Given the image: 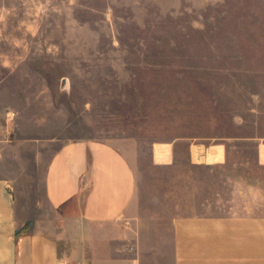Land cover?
Segmentation results:
<instances>
[{"label":"rangeland","instance_id":"obj_1","mask_svg":"<svg viewBox=\"0 0 264 264\" xmlns=\"http://www.w3.org/2000/svg\"><path fill=\"white\" fill-rule=\"evenodd\" d=\"M79 140L128 157L158 257L176 215L264 209V0H0V178L24 209ZM192 145L223 163L192 164Z\"/></svg>","mask_w":264,"mask_h":264},{"label":"crops","instance_id":"obj_2","mask_svg":"<svg viewBox=\"0 0 264 264\" xmlns=\"http://www.w3.org/2000/svg\"><path fill=\"white\" fill-rule=\"evenodd\" d=\"M173 147L155 149L157 166L172 164ZM197 148L188 150L192 164L223 163L220 147ZM257 162L264 167V145ZM45 191V203L24 209L0 178V264H264V209L256 206L176 215L170 253L158 257L143 245L133 165L109 143L64 144L47 165Z\"/></svg>","mask_w":264,"mask_h":264},{"label":"bare ground","instance_id":"obj_3","mask_svg":"<svg viewBox=\"0 0 264 264\" xmlns=\"http://www.w3.org/2000/svg\"><path fill=\"white\" fill-rule=\"evenodd\" d=\"M201 152H202V151H201ZM196 156H197V155H196ZM197 157H198V156H197ZM201 157H202V156H201ZM198 158H200V156H199ZM198 158H197V159H198Z\"/></svg>","mask_w":264,"mask_h":264}]
</instances>
